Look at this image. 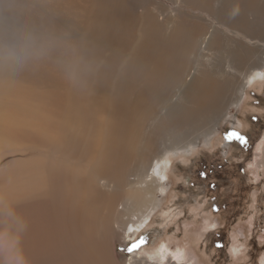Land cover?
<instances>
[{"label": "bare ground", "instance_id": "obj_1", "mask_svg": "<svg viewBox=\"0 0 264 264\" xmlns=\"http://www.w3.org/2000/svg\"><path fill=\"white\" fill-rule=\"evenodd\" d=\"M209 1L201 0L203 4ZM227 1H241L245 5L256 2ZM14 2L0 0L2 6L10 8L8 12L19 4L17 0V4ZM94 2L97 9L86 23V36L72 42L63 31L62 40L37 38L33 44L32 56L38 58L34 67L53 69L48 64L55 55L64 54L68 58L79 55L76 72L73 70L74 81L62 74L63 63L55 64L59 65L55 73L59 89L43 96L46 109L30 113L19 108L9 91L16 80L0 76V149L11 147L16 138L26 139L22 146L26 150V171L23 173L20 168L21 176H26V192L16 193L12 185L0 189V221H4L0 222V237L12 227L17 207L26 200V247L42 252L45 264H77L81 253L87 264H116L110 259L107 243L113 217H118L117 229H124L128 238L136 236L150 223L154 204L159 194L164 193L168 180L167 170L161 166L167 159L154 157L155 151L161 148L155 140H148L143 147L138 146V140L142 122L154 113L157 103L169 95L183 67L190 69L192 60L198 62L195 75L183 86V97L187 104L193 102L199 110L223 102L239 86L236 98L241 86L256 84L263 75L258 74V69L264 67V50L237 51L230 46L223 48L218 56L219 71L210 64L217 56L215 53L208 64L215 78L206 77L199 68V60L206 58L203 50L210 46L218 32L216 28H210L209 34L202 32L205 21H218L225 28L230 20L226 13L207 12L203 21L181 36L178 24L170 28L173 15H164L163 8H159L162 13L159 15L151 11L138 12L134 0ZM178 3L188 1L178 0ZM59 13H41L48 19L53 33L59 24L54 26L50 19L63 23ZM28 16L31 12L26 7V18ZM142 19L146 20L147 38L137 43L130 59L125 60L122 54L136 36V25ZM236 23L242 26L244 22L238 17ZM8 30L0 35L6 36ZM263 31L257 21L247 22L241 30L246 39L251 38L252 33L263 39L260 36ZM92 34L97 41L91 39ZM163 34L167 35L166 40ZM203 36L204 42L200 45ZM155 37L157 41L152 45L151 39ZM224 37L230 38V34L225 33ZM163 41L166 43L164 52L161 51ZM109 49L112 52L106 55ZM12 51L7 43L0 42L3 56L0 71L19 60L26 62L25 55L12 54ZM83 53L85 55L81 56ZM179 57L182 63L178 62ZM71 82L75 83L63 91L61 87ZM195 84L205 90L192 93ZM175 106L167 108L168 115L180 112L188 117L192 111ZM187 145L184 148H188ZM38 146L46 147L49 152L39 154ZM261 153H264V144L255 165L264 163ZM10 230L7 240L0 241V253L13 239ZM76 245L81 247L76 257L64 250L73 253ZM164 250L157 258H142L129 264H192L181 252Z\"/></svg>", "mask_w": 264, "mask_h": 264}, {"label": "rangeland", "instance_id": "obj_2", "mask_svg": "<svg viewBox=\"0 0 264 264\" xmlns=\"http://www.w3.org/2000/svg\"><path fill=\"white\" fill-rule=\"evenodd\" d=\"M14 1L19 4L12 7L10 12V8L0 4V27H3L0 34L13 29L8 30L6 36L0 35V42L11 46L12 54L25 55L26 62L18 59L19 62L11 63L0 71V76L16 80L9 88L11 99L15 98L19 108L31 113L39 108L46 109L43 96L59 89L55 76L59 65L55 64L63 63L62 74L74 81L73 70L76 72L79 56L68 58L64 54L55 55V61L51 60L52 63L48 64L53 69L48 66L34 67L38 61L32 56L36 39H60L63 31L69 37L67 40L72 42L75 38L86 36V23L94 16L97 6L94 0H87L86 3L81 0ZM134 1L138 12L151 11L161 15L159 8H163L164 15L172 14L170 28L174 23L178 24L181 36L187 34L194 24L203 21L211 10L230 16L225 28L218 21H205L202 32L208 33L210 28L218 31L210 46L203 50L206 58L199 60V68L206 77H216L209 68L213 66L219 71L218 56L226 46L237 51L264 50V31L260 35L263 39L256 38L257 35L252 33L251 38L247 37L250 41L241 32L247 22L257 21L258 27L264 28V0L247 5L241 1L227 0H210L205 4L201 0H187V4H180L178 0ZM26 7L31 12L28 18ZM44 11L60 12L63 17V23L50 19L54 26L59 24L55 33L48 26V19L41 16ZM238 17L243 19L242 26L236 23ZM145 21H138L136 36L122 54L125 60L130 59L137 48L135 45L147 38ZM36 22L41 24L37 25ZM225 33H229L230 38H225ZM163 35L166 40L167 35ZM90 37L97 41L95 34ZM156 41V37L151 39L152 45ZM164 41L162 52L166 49ZM111 50H107L106 55ZM214 53L217 56L211 62ZM0 58L3 56L0 55ZM178 62L182 63V58L179 57ZM197 64L194 59L190 69L182 68L169 95L163 102H158L154 113L142 122L138 146L143 147L148 140H155L161 146L154 157L167 159V163L161 166L166 168L168 180L164 184V193H160L154 207L152 205L150 223L136 236L128 238L124 229H117L120 222L118 217H113L107 243L110 259L116 264H129L142 258L151 260L157 258L165 248L181 252L192 264H264V163L255 165L257 154L264 144V140L260 142L264 138V67L258 69L261 71L258 74L263 75L256 84L246 83L244 88L240 87L238 98H235L239 90V86H236L232 95L223 102L199 110L193 102L187 104L183 97V86L195 75ZM222 66L226 69L224 62ZM73 83L62 86V90H69L68 86ZM160 83L163 86V81ZM203 90L195 84L192 93ZM171 105L192 111L188 117L180 112L168 115L167 108ZM233 133L239 135L234 136ZM25 144L26 139L16 138L11 147L0 149V189L12 185L14 192H26V176L20 174V168L23 173L26 171V150L22 149ZM185 145L188 148H184ZM38 149L42 155L49 152L46 147L38 146ZM261 154L264 156V153ZM17 208L19 210L9 229L12 232L10 238L13 239L0 253V264H45V261L42 262V252L26 247V200ZM9 230L1 235L0 241L7 240ZM80 248L75 247L73 253L64 250L76 257ZM64 254L67 256V253ZM76 262L87 264L83 253Z\"/></svg>", "mask_w": 264, "mask_h": 264}, {"label": "snow or ice", "instance_id": "obj_3", "mask_svg": "<svg viewBox=\"0 0 264 264\" xmlns=\"http://www.w3.org/2000/svg\"><path fill=\"white\" fill-rule=\"evenodd\" d=\"M232 135H234V136H238L239 134L238 133H233ZM242 139V138H241Z\"/></svg>", "mask_w": 264, "mask_h": 264}, {"label": "flooded vegetation", "instance_id": "obj_4", "mask_svg": "<svg viewBox=\"0 0 264 264\" xmlns=\"http://www.w3.org/2000/svg\"><path fill=\"white\" fill-rule=\"evenodd\" d=\"M263 140H264V138L260 142H262Z\"/></svg>", "mask_w": 264, "mask_h": 264}]
</instances>
